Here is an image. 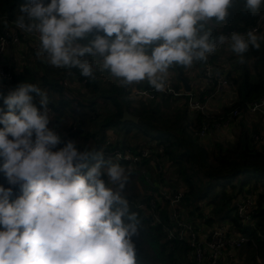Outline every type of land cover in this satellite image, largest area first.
Returning <instances> with one entry per match:
<instances>
[{"label": "clouds", "instance_id": "9594fccd", "mask_svg": "<svg viewBox=\"0 0 264 264\" xmlns=\"http://www.w3.org/2000/svg\"><path fill=\"white\" fill-rule=\"evenodd\" d=\"M233 3L25 0L14 23L38 35L42 63L163 92L170 68L206 63L225 44L241 57L260 48L255 30L216 34L212 22H225ZM262 3L244 7L256 16ZM0 99V264H136L140 221L122 195L125 170L56 130L46 90L22 82Z\"/></svg>", "mask_w": 264, "mask_h": 264}, {"label": "trees", "instance_id": "16d2710c", "mask_svg": "<svg viewBox=\"0 0 264 264\" xmlns=\"http://www.w3.org/2000/svg\"><path fill=\"white\" fill-rule=\"evenodd\" d=\"M24 2L0 0V31L15 21L18 6ZM244 5L245 0H234L226 21L212 22L217 35L252 28L264 15V3L256 16ZM257 35L264 37V20ZM259 43V49L250 46L242 57L226 44L206 63L194 61L191 67L170 68L166 84L180 92L179 79H183L192 89L191 96L175 97L157 92L146 80L121 86L108 72H97L95 80L82 84L84 77L78 70L42 63L35 56L34 47L39 43L20 38L4 56L10 79L3 80L5 87L0 84V93L6 95L22 82L46 90L54 113L52 125L64 138L77 140L81 148L127 152L135 157L141 150L150 151L134 165L111 159L125 170L127 182L122 195L140 221L138 235L133 237L136 264H194L189 245L167 241L162 226L155 221L156 215L168 224V204H157L155 215L150 212L149 202L160 197L161 189L183 192L177 211L195 228L210 229L227 223L237 234L252 239L258 254L263 255L264 142H252L253 136L264 129L253 119L260 118L264 123V115L253 118L246 114V106L264 93V39ZM207 64L214 67L215 74L227 78L229 89L213 94V88L199 86L201 69ZM135 89L152 91L154 97L135 96ZM206 96L213 101L205 113L190 109V99L203 101ZM235 110L240 113L238 117L232 116ZM125 111L136 117L137 123L121 121ZM227 120L231 130L227 139L221 140L215 133L206 147L207 140L198 136L203 123L223 126ZM0 186H8L3 173ZM249 195L254 200L253 225L242 226L235 216V206Z\"/></svg>", "mask_w": 264, "mask_h": 264}, {"label": "built area", "instance_id": "2783aa9c", "mask_svg": "<svg viewBox=\"0 0 264 264\" xmlns=\"http://www.w3.org/2000/svg\"><path fill=\"white\" fill-rule=\"evenodd\" d=\"M263 20L264 15L257 20L256 24L252 28L246 30H231L225 33L224 35L229 36L233 32L246 34L248 31L253 30H255V33L258 34L259 30L262 28ZM20 38L25 41H32L35 44L39 43L38 35H28L21 32L15 27L14 22H11L10 26L5 27L3 30L0 31V84L2 85V87L6 86L3 83V80L10 79V73L6 71V69H4L6 66L4 64L5 62L3 61L4 56L6 54L7 49L10 46L16 45L19 42ZM223 46L218 48L214 54H211L209 56L216 55L217 52L220 51ZM34 48L35 50L38 49V47L36 46ZM201 78L203 81L204 88L211 87L214 89L213 94L222 93L230 84L226 77L215 74L214 68L210 64H207L202 67ZM89 80L91 79L84 77V79L82 80V84H86ZM151 92L152 91H142L135 89L132 93L135 96H145L153 98L154 93ZM163 93L172 94L175 97L181 95L191 96V94L183 93V90H181L180 92L174 91L168 84H166ZM205 98L203 99V101H200L198 99H190V109L192 111H199L201 113H205L209 106V102ZM246 114L251 117H256L257 115H264V93L260 96L257 101L246 106ZM232 116L238 117L239 112L235 110L232 113ZM226 124H228V127L230 125V120H227ZM227 127H223L219 123L205 122L200 128L198 136L200 138H205L209 135L210 132H221ZM259 142H264V133L253 136L252 143L255 145ZM139 153L140 155L136 157L133 156L131 153H122L119 151L105 152L103 154L105 157L111 158L112 160H117L120 162L130 163L134 165L141 158L148 157L150 151L145 149L141 150ZM182 198L183 192L181 190L161 189L160 197L151 199L149 202L150 212L151 214L155 215V208L157 204H168V224H163L160 219L156 217V215L155 221L157 224L162 226V229L166 234L167 241L186 242L189 245V248L192 249L191 255L194 260V264H242L239 260L241 257L238 256V254L236 253H239L241 250H244L246 246H248V244V249L255 248L257 250L256 244L252 239L237 234L234 231V227L230 226L227 223L218 224L210 229L195 228L191 222L181 218L179 212L177 211V206L179 205ZM253 208L254 200L253 197L250 195L242 198L237 202L235 206V216L242 226L253 225ZM260 242L262 245V254L264 257V235H260ZM235 254L236 259L234 257ZM256 256L257 264H264V262L260 259L261 255L258 254V250Z\"/></svg>", "mask_w": 264, "mask_h": 264}, {"label": "rangeland", "instance_id": "374dc122", "mask_svg": "<svg viewBox=\"0 0 264 264\" xmlns=\"http://www.w3.org/2000/svg\"><path fill=\"white\" fill-rule=\"evenodd\" d=\"M27 60V59H26ZM214 68V67H213ZM170 71V70H169ZM199 86L200 87H202L203 86V82H202V80L200 81V83H199ZM230 86V84L226 87V89H229L228 87ZM191 87V86H190ZM204 87V86H203ZM181 90H183V88L181 89ZM192 90V89H191ZM183 93H184V91H183ZM191 94V93H190ZM205 99H207L208 100V102H209V106H208V108H210V102L211 101H213L210 97H207L206 96V98ZM212 103V102H211ZM239 115H240V113H239ZM253 117V116H252ZM255 117V116H254ZM253 117V118H254ZM262 120L261 119H259V122H261ZM227 125L228 124H226V121L223 123V127H227ZM230 131L231 130H228V128H226L225 130H222L221 132H219V131H216V132H210L209 133V135L207 136V137H205V138H200L201 140H207V141H205L204 142V145L206 146V147H208V141L211 139V138H213L214 137V134L216 133L218 136H219V138L221 139V140H223V139H227V137H228V135H229V133H230ZM261 133H264V129H262V130H260V132L259 133H257V134H255V135H259V134H261ZM211 137V138H210ZM253 144V143H252ZM161 188H163V187H161ZM256 253H257V250L255 249V248H251V249H244V250H241L239 253H236V254H238V256H240L241 258L239 259L240 261H241V263L242 264H246V262H251L252 264H257V256H256ZM236 254H235V259H236ZM260 259L264 262V257H263V255H261L260 256ZM237 261V260H236ZM238 262V261H237ZM233 264V263H232Z\"/></svg>", "mask_w": 264, "mask_h": 264}, {"label": "water", "instance_id": "95a60500", "mask_svg": "<svg viewBox=\"0 0 264 264\" xmlns=\"http://www.w3.org/2000/svg\"><path fill=\"white\" fill-rule=\"evenodd\" d=\"M179 81L181 83V86L183 88L184 93L190 94L192 92L190 85L186 81H184L183 79H179ZM121 121H123V122L130 121L133 123H137L138 120L136 117L130 115L128 112L125 111V112H123Z\"/></svg>", "mask_w": 264, "mask_h": 264}, {"label": "crops", "instance_id": "0c3cea01", "mask_svg": "<svg viewBox=\"0 0 264 264\" xmlns=\"http://www.w3.org/2000/svg\"><path fill=\"white\" fill-rule=\"evenodd\" d=\"M259 119H260V118H259ZM259 119L256 118V119H253V121H256L258 125H261L262 127H264V123H262V121L259 122ZM261 120H262V119H261ZM228 129H229V128H228Z\"/></svg>", "mask_w": 264, "mask_h": 264}]
</instances>
